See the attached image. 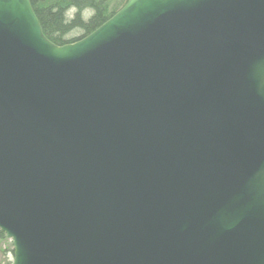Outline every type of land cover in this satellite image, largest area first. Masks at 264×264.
Returning <instances> with one entry per match:
<instances>
[{
	"label": "water",
	"instance_id": "95a60500",
	"mask_svg": "<svg viewBox=\"0 0 264 264\" xmlns=\"http://www.w3.org/2000/svg\"><path fill=\"white\" fill-rule=\"evenodd\" d=\"M0 231L13 264H264V0H129L64 46L0 0Z\"/></svg>",
	"mask_w": 264,
	"mask_h": 264
},
{
	"label": "trees",
	"instance_id": "16d2710c",
	"mask_svg": "<svg viewBox=\"0 0 264 264\" xmlns=\"http://www.w3.org/2000/svg\"><path fill=\"white\" fill-rule=\"evenodd\" d=\"M44 35L58 46L76 43L116 15L129 0H30ZM77 33L75 37L71 35ZM8 241L0 231V242ZM10 253L14 256L13 249ZM9 264V263H8Z\"/></svg>",
	"mask_w": 264,
	"mask_h": 264
},
{
	"label": "rangeland",
	"instance_id": "374dc122",
	"mask_svg": "<svg viewBox=\"0 0 264 264\" xmlns=\"http://www.w3.org/2000/svg\"><path fill=\"white\" fill-rule=\"evenodd\" d=\"M78 35L77 33H73L71 36L75 37ZM13 248L11 245V242L8 241H3L0 242V264H12L13 263V256L10 253V249Z\"/></svg>",
	"mask_w": 264,
	"mask_h": 264
}]
</instances>
